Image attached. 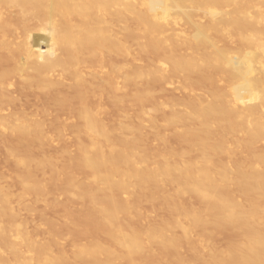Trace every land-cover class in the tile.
Wrapping results in <instances>:
<instances>
[{"label": "bare ground", "instance_id": "obj_1", "mask_svg": "<svg viewBox=\"0 0 264 264\" xmlns=\"http://www.w3.org/2000/svg\"><path fill=\"white\" fill-rule=\"evenodd\" d=\"M177 19L183 21L180 26L177 25ZM1 35H8L10 38L0 42V85L8 77H17L21 81L18 95L23 93L29 96L35 92L36 97H48L47 103L51 105V110L55 107L56 110L67 108L70 110L69 115L72 114L76 120L72 129L70 126L75 123L72 124V121L69 128H66L68 134L63 130L65 135L72 133L67 129L74 130L73 134L81 137V141L79 139L77 142L78 155L75 153L77 160L73 157V152L70 154L74 159L73 163L71 161L67 163L71 167L74 164L77 166L76 169L80 167L82 174L83 171H87L89 180L86 182L83 180L84 177L80 176L85 183L81 181L80 184L74 183L80 178L77 176L78 179L73 178L71 181L75 180L70 182L72 176L66 177L70 175V171L65 169L63 170L69 175L62 171L61 176L66 175L69 180L64 177L53 180L66 181L61 182V189L67 198L77 195V198L86 202L81 206L80 201L79 206L84 210L89 207V210L96 214L94 215L97 216L94 218L97 219L96 222L90 220L99 226L103 233L101 236L104 235L103 238L107 240L106 245L100 244L101 239L97 240L99 243L92 241L93 238H88L91 239L90 242L85 240L89 242L85 245L77 246L76 243L77 247L74 245L73 252L70 250L72 253L70 256L78 262L77 264H142V261L146 264H264V153L253 152L258 142L261 141L260 145L264 143V0H0ZM130 41H134L136 45L131 42L135 46L130 47ZM132 53L156 59L161 57V60L158 59L160 61L157 60L160 67L156 66L161 70L155 69L149 60L150 65L145 64L144 58L143 64L147 67L139 63L143 67L133 68L135 62L130 64L131 67L127 60L129 61ZM130 61L132 62L131 59ZM259 62L262 65H259ZM89 66L92 67L93 75L91 77L82 75L83 69ZM172 77L180 78L181 83L179 86L176 85L177 87L173 86L174 90L192 88L193 91L195 87L197 91L205 89L206 96H202L201 93L202 95L197 97V93L186 102L181 101L182 106L178 104V107L175 103L176 109L186 108V110L182 108V111L173 109L174 104L170 100L168 102L173 106L163 102L166 106L169 105L168 108L172 106L170 112L162 103L153 105L152 101L156 97L154 98L148 87L154 84L160 86L167 80L169 82ZM173 83H170L171 86ZM128 86L134 87V90L128 92ZM167 87L170 88L166 85L164 88ZM162 90L165 94L164 89ZM161 91L156 93L162 94ZM20 96H14L8 89L0 87V103L8 101L12 104ZM130 99H134L138 106L136 109L139 108L138 114L134 113L138 115V118L134 116L136 121L140 118L139 115L144 117V112L148 110V108L143 110L145 106L143 99L144 102L153 99L150 103L153 108H150L151 111L149 110L147 115L149 123L156 122L152 114H159L163 108L166 113L169 112L167 116L162 113L166 129L163 125V128L161 126L159 129L167 131L171 129L172 132L169 134L173 133V141L175 139V143H178L175 144L178 146L176 150L167 146L169 142L166 141V135L160 134L162 132L158 129V133L157 130H152L155 131L153 134L155 133L160 149L157 148L159 152H156V158H151L154 160L150 162L148 154H145L148 152L143 146L144 140L139 137L142 127L133 126L135 131H131L133 128L126 126L131 124L129 121L131 117L123 114V107L125 100L131 102ZM99 100L113 106L117 110L116 115H123V118H128L126 122H129L126 125L125 121L120 122L114 128L104 126L97 120L93 109L94 103ZM44 103L46 102L43 100L42 104ZM147 105L148 102L146 107ZM132 110L135 112L134 108ZM129 114L133 115L131 112ZM33 115H24L21 119L14 114L0 115V132L4 131L6 135L8 133L9 139L10 136L12 138L17 136L18 139H15L17 141L21 138L20 144L24 142L18 146L16 141V145L14 143L4 149L10 157L15 158L14 167L15 164L17 166L15 172L20 168L25 172L31 170L35 172L37 169V173L38 170L40 173L42 168L49 169L48 166L55 161L52 159L53 162L49 160L52 162L49 163L42 155L41 158H38L39 155L38 157L31 155V149L37 146L38 142L43 144L44 138L35 118L38 114L35 117ZM157 115H154L155 118ZM140 119L144 125L146 118L144 123L142 118ZM143 130L146 134L149 132L150 137L153 135L150 134V130L148 132L147 129ZM50 131L56 133L54 130ZM131 132L133 134H129ZM238 136L242 138L238 139ZM12 138L11 143L14 142ZM147 138L146 143L150 141V138ZM228 139H233V143L227 144ZM156 140L155 144H152L156 145ZM48 141L46 139V143ZM51 141L47 143L48 146ZM43 142L45 144V141ZM44 147H38L41 153L48 148ZM150 150L149 148L148 151ZM241 150L248 151L249 154L246 156L245 153L246 157L244 159L242 157L243 160H237L236 156H243L236 155ZM64 151L65 149L62 152ZM153 151L151 153L154 157L156 150ZM70 155L64 157L70 158ZM223 155L229 158L226 164H224L226 159L224 163L221 162L223 159H218ZM64 157L59 156V159ZM149 162L153 166H150ZM56 164L57 166L54 164L56 167L52 166L59 172L62 167L58 170L60 162ZM54 168L49 170L50 175L55 177L52 172L57 171ZM76 169L75 172L73 170L74 173L71 171L73 176L78 173ZM19 171L15 173L16 176L15 174L12 176L17 177L16 184L22 189L20 193H32L37 196L39 190L44 192L43 187L49 188L50 184H47V187L44 182L45 188L40 183L46 176L45 171L41 170V179L38 177L40 180L35 179V183L37 181L39 185L30 182L29 179L32 177L30 178L24 171L21 172V176L20 173L17 175ZM32 174L31 176L37 178V174L35 176ZM8 178L9 176L6 179ZM10 182L15 183L13 179H10ZM1 186L6 185H0V189ZM162 187L163 190H166L165 188L167 190L162 192ZM3 189L7 193L11 190H7L6 187ZM5 191L0 190V246L3 248H0V264H72V259L67 260L65 253H62L63 249H60L61 255H56L60 250L57 252L58 243L54 241L56 240L54 236V239L51 237L53 240L50 238V242L52 244L55 242L57 246L53 248L56 254L53 252L55 255H52L49 253L53 251L50 245L47 248L45 244H39L40 241L37 243L25 238L32 236L29 232L32 233L33 228L26 230L28 233H22L26 231L23 229L21 232L19 230L21 224L16 221L14 224H19V231L16 234V224L13 225L12 221L3 222V219L10 215L9 205L6 206L7 200L5 202L7 195H4ZM52 193L57 192L52 190L50 194ZM236 193L239 194V198L236 197ZM12 194L9 193L10 196L7 197L11 198L14 196ZM41 194L43 193L39 195ZM50 194L47 196L50 197ZM43 196L45 197L44 194ZM24 197L22 199L28 198ZM186 197L196 199L198 201L196 206L199 207L193 209L180 204V199L185 198L186 201ZM71 198L70 201L78 200ZM190 198L188 201L193 202L194 200ZM143 201L147 202L146 204L150 203V208L151 204H154L153 211L157 210L154 208H157L155 205L158 204L160 213L165 211L166 215L164 213L165 216H160V219L157 217L159 220L153 218L151 221L141 220L143 212L140 213L142 210L138 212L136 209L139 203L142 207ZM11 202L8 201L9 204ZM39 202L37 205H40ZM45 203L43 205L41 202V206L45 207ZM24 204L27 208V202ZM24 204L23 207L17 206L18 209L24 208ZM84 205L88 206L84 208ZM56 206L53 209L61 205ZM12 209L14 208L12 207L9 213L16 211ZM38 211L41 216L43 212ZM153 211L150 212L152 215ZM86 214L87 212L83 215ZM151 214H148V217L151 218ZM158 214L157 212L156 215ZM12 217L10 220H13ZM87 221L83 220L84 223ZM74 225L71 227L72 230L69 229L72 232L78 226L75 228ZM12 228L15 229L13 238L9 234ZM66 239L64 240L67 242ZM42 243H45L44 240ZM19 245L21 248L26 247L27 256L20 253Z\"/></svg>", "mask_w": 264, "mask_h": 264}, {"label": "rangeland", "instance_id": "obj_2", "mask_svg": "<svg viewBox=\"0 0 264 264\" xmlns=\"http://www.w3.org/2000/svg\"><path fill=\"white\" fill-rule=\"evenodd\" d=\"M176 22L178 23L177 25L178 26H180L182 23H183V21L182 20H180V19H177L176 20ZM8 38H10L8 35H1L0 36V42H4V41H6ZM5 39V40H4ZM2 40V41H1ZM134 42V41H130V47H131V45H132V43ZM133 44H135L136 45V43L134 42ZM135 45H132V47H134ZM227 46V45H226ZM136 48V47H135ZM135 48H132L133 50L135 49ZM137 55H139V54H136V53H132L131 55H130V57L131 58H129V61L127 60V63H128V65H130V64H132L133 62H135L134 63V66H133V68H140V67H143V65H144V67H147V65H150V63H152V66L155 68V69H159V70H161V68H158V67H156V66H159L158 64H157V62L158 61H160L161 60V57L160 58H152V56H142V55H139V56H137ZM138 57H141V58H138ZM144 58V59H143ZM146 58V59H145ZM130 59L132 60V62L130 61ZM138 59H140V61L138 60ZM145 60L146 61V63L145 64H147V65H145V64H143V60ZM155 59V60H154ZM158 59H160V60H158ZM135 60V61H134ZM138 60V61H137ZM151 61L150 63H149V61ZM158 60V61H157ZM144 61V62H145ZM139 63H142L143 65L141 66ZM149 63V64H148ZM136 65H138V66H136ZM259 65H262V63L261 62H259ZM92 66H94V63H93V65ZM96 66H98V63H96ZM131 67H132V65H130ZM160 67V66H159ZM92 68V67H91ZM90 68V66L88 67V68H84L83 69V71H82V75H87V76H89V77H91L92 75H93V70ZM173 79H175L174 81H173ZM180 79V78H179ZM179 79H177V77H172L171 79H169L170 81L169 82H167V84H166V82L164 83V84H162V85H158V84H154V86H156V85H158V86H156L157 87V89H156V87H154L153 85H151L152 86V88H150V87H148L149 88V90L151 89V92H153V96H154V98H155V100H153V99H150V101L149 100H147V102H148V105H147V107H146V104H147V102H144L145 101V99H143L144 101H143V103H145V106H144V108L142 107L144 104L142 103V108H143V110H146L147 108H148V110H147V112L145 113L144 112V117H142V115L140 116L139 115V117L140 118H142V122L144 123L145 122V120H146V123H144V125L140 122L141 121V119L139 118L138 119V121H136L137 119L136 118H138V115H135L134 113H137V110L139 109H136L138 106L135 104L136 102L134 101V99H130V101L132 102V105H131V102H129L128 100L126 101L125 100V103H124V107H123V114L125 115V116H130L131 118H129V116H128V118H129V121L131 122V124L129 123V124H127L129 121H127L126 122V119L128 120V118H123V115H121V116H117L116 115V112H115V110L116 109H114V107L113 106H111L110 104H106V103H104V102H102V101H97L96 103H94V105H93V109H94V113H95V115H96V117H97V120L98 121H100V122H102V124L104 125V126H106V127H109V128H114L118 123H120V122H124L125 124L124 125H126V126H128L130 129H132L133 128V126H135V127H142L141 129H142V131H141V133H140V128L138 129L139 130V137L141 138V140H144V145L143 146H145L144 148L146 149V151L148 152V153H145L146 155H147V157L149 158V160H151L150 162H153V160L156 158L155 157V155L157 156V153L159 152V149H160V145L158 146L157 144H158V141L155 139V133L153 134V132H155L157 129L159 130V131H161L162 133H160V134H163L165 137H167L166 138V141H168L169 142V144L167 143V146H171L170 148L172 149L173 148V150H174V148H175V150H176V148L178 147V146H176L178 143L176 142L175 143V139H174V141H173V137H174V134L172 135V134H169V133H171L172 131H171V129L169 130L168 128V130L169 131H167V130H160L159 128H161V126L163 125L164 126V120H162V119H164L165 117L163 116L164 114H165V116H167L168 114H169V112H170V108L173 106L172 104H174V108L173 109H176V106H178V104H179V106H182L183 105V103L184 102H186V100H189V98L191 99L192 98V96H194V95H197V93H198V95H197V97L199 96H201L202 94V96H206V93H204V91H205V89H200L201 90V92H200V90L199 91H197V88H196V90H195V87L193 88V91H192V88L191 89H186V90H180V89H178V90H174V88H173V86L174 87H177L176 85H180L181 83H179ZM20 79L19 78H17V77H8V78H6V79H4L3 81H2V83H1V85H0V87L2 86L4 89H8L9 90V92H11V93H13V95L14 96H20V95H23V93H21L20 95H18L17 94V92H19L18 91V86L20 85ZM175 84H174V83ZM176 82H178V83H176ZM170 83H173V85L171 86V84ZM170 84V85H169ZM165 85L166 86H169L170 88H164L165 87ZM140 86H141V84H140ZM139 86V87H140ZM163 86V87H162ZM131 87V88H130ZM173 89H172V88ZM160 88V89H159ZM178 88H181V87H178ZM131 89V90H130ZM154 89V90H153ZM161 89H164V91H165V94H164V92H163V90L161 91ZM177 89V88H176ZM182 89V88H181ZM17 90V91H16ZM134 90V87H132V86H128L127 87V91L128 92H131V91H133ZM188 90H191V91H188ZM156 91L157 92H162V94L161 93H159V94H157L156 93ZM172 91V92H171ZM175 93H174V92ZM188 91V93L187 94H185L186 92ZM15 92V93H14ZM155 92V93H154ZM194 92H195V94H194ZM178 93V94H177ZM184 93V94H183ZM190 93V95L188 96V94ZM192 93V94H191ZM202 93V94H201ZM163 95V96H161V95ZM172 94H174V96L172 95ZM200 94V95H199ZM34 95H35V92H34ZM33 94H29V96L27 97L26 95H23V96H20V98H18V99H16V101L15 102H13L12 104H10L8 101H3V103H0V115L1 116H4V115H6V114H8V115H10V114H14V115H16V116H19L20 117V119L22 118V116H28V115H33L35 118H36V121L39 123V125H40V128L42 129V134H44V138H43V140H42V143L44 144V142L43 141H45V147L43 146V144H40L41 142H38V143H36L37 144V146L39 145L40 146V148H46V147H48V148H50L49 149V151H46L48 148H46V150L45 149H43V151L45 150V152H42L41 153V149L40 148H38L36 145L31 149L32 151V156H34V157H38V155H39V157L38 158H41V155L42 156H44L45 158H46V160L49 162V163H52L53 161H52V159L53 160H55L53 163H52V165L54 166V167H56L57 166V164L56 163H58V162H60V164L58 165V170H60L59 172L57 171V170H55L56 168H54L52 165H50V166H48L49 167V169L50 168H54V170L55 171H57L56 173L53 171V169L51 170V171H53L52 173H54V175H55V177L54 176H51L50 175V170L48 169V168H46V167H44V168H42L41 170L42 171H45L46 172V176H45V178L43 177V179H41V177L40 176H42V173H41V170H40V173H39V170H38V173H37V169H35V172H34V170H31V172L34 174V176L36 175L37 176V178H34L33 176H31V172L30 171H28V172H25V170L23 169H20V168H18L19 170H17V171H19L18 173H17V175L19 174V176H21L22 175V173H26V174H29L30 176V178L32 179V181H31V179H29L30 180V182H32V183H35V179L36 180H43V181H41L40 180V183H42V185L43 186H47V184H50V185H48L49 186V188L48 189H44V187H43V190H44V192L42 191V190H39L40 192L39 193H37L36 195L37 196H35V194L34 195H32V193H30L32 196H34V197H32L28 192V194H22V193H20V192H22L21 190L22 189H20L21 188V186L20 185H18V184H16V183H18V181L15 179V178H17V177H15L16 176V172L14 171V169L16 170L17 168V166H16V164H15V167H14V162H15V158H12V157H10L8 154H7V150H4V149H7L8 147H9V145L11 146V145H14V143H15V145L17 144V142H18V146L19 145H21V144H23V143H19L20 141H22L21 140V138H20V140L19 141H17V140H15L16 138H17V136H14L13 138H12V136H10L11 138H12V141H13V139H14V142H10V140H11V138L9 139V138H7V135H8V133H7V135L5 134V132L3 133V132H0V175H1V177L0 178H2L3 176H4V178H2V179H4V180H6V181H4L3 182V180L2 179H0V180H2L1 181V183H0V185H6V186H1V191H5V189H3V188H5L6 187V189L8 190H10V194H14V196H11V198L9 197H7V196H10L9 195V193H7L6 191H5V193H4V195L5 194H7V195H5L6 197H5V202H6V200H7V203H6V206H8L9 205V210L13 207L14 209H12V211H14V210H16V211H14V212H11V213H9V210H8V215L10 216V217H12V215H14L13 217H12V219L14 220H10V217L8 216V218L7 219H3V222L4 223H11V221L13 222V225H15L17 222H19V224H21L22 226H25V228H27V229H25L24 227H22L21 225L19 226V224H16V226H15V228H17L16 229V231H15V233L16 234H18V231L20 230L21 232H22V230L24 229V231H26V230H30L31 228H33V229H31V230H33L32 231V233H31V231L29 232L30 233V235H32V236H29V235H24V237L25 236H29V237H25L26 239H32V240H34L35 242H37V241H40L39 242V244L41 243L42 245L43 244H45L44 246H47V248L49 247V245H50V249H53L55 246H57L56 248L58 249L57 250V252L61 249H63V254L65 253V255H66V258H68L67 260H69V259H72L71 261H73L74 262V264H77L78 262H75V260L71 257L72 256V253H70L71 251L73 252V249L75 248V247H77V246H81L82 244L83 245H85V244H87V243H89L90 242V240L88 239V238H93L92 239V241H100V239H101V241H100V244H102V245H104L103 243H105V245L107 244V240H106V238H103L104 237V235L103 236H101L103 233H102V231H101V229L99 228V226L96 224V223H92L93 221L94 222H96V220L94 219L95 217L97 218V216H94V215H96V214H93V212H91L90 210H89V207L88 208H85V206L87 207L88 205H84L83 207L85 208V210L84 209H82V204H84V203H86V202H83L82 200H80V198H77L76 196L77 195H75V196H71V197H69V198H71L72 200H74V199H78V200H74V201H70V199L69 198H67V195L63 192V190L61 189V186H62V184H61V182L62 183H64V182H66V181H64L63 179V181L61 180V181H59V180H53V179H58V177L59 178H66V177H68V178H70L71 176V178H70V180L68 179V178H66V179H68L70 182H73L75 179H78L80 176L83 178L84 177V181H86V182H88V180H89V173L87 172V171H83V174H82V170L80 169V167H79V165L76 163V161H74L75 162V164L76 165H78V169H76L77 168V166H74V164H72L73 166L71 167L70 165H69V163H67V162H72L73 163V157L75 158L76 156V154H77V150H78V146H79V143H77V142H79V139H80V141H81V137H80V135H79V138H78V135L77 134H73V133H75V131L73 130H70V129H67L69 132H72V133H70L69 135H65V134H68V132L66 131V128H69V124H70V122L72 121V124L73 125H71L70 126V128L72 129L73 128V126L76 124V120L75 119H73V117L71 116V115H69V109H67V108H61V109H57L56 110V107L54 108V110H51L52 109V107H51V105L50 104H48L49 103V99H48V97L46 98V97H39L37 94V96L38 97H36V96H34ZM184 95V96H183ZM153 96H152V98H153ZM177 96H180V97H177ZM157 97H159V98H157ZM169 99H168V98ZM173 97V98H172ZM128 98H130V97H128ZM182 98H184V99H182ZM182 99V100H181ZM43 100H44V102H46V103H44V104H42L43 103ZM46 100V101H45ZM153 100V101H152ZM171 101V103H169L170 101ZM183 100H185V101H183ZM42 101V102H41ZM151 101H152V104H153V102H154V104L153 105H161V103L162 104H164L163 102H165V103H168L169 105H172L170 108H168V106H166V104H164L165 105V108H166V110L167 111H169L168 113H166V111H165V109L163 108V111L161 110H159L160 112H159V114L158 113H156V114H152L153 115V118H154V122H155V120H156V122L155 123H152V122H148L149 120H148V118H147V115H148V113L151 111L150 110V108H153L152 106L153 105H151L150 103H151ZM169 101V102H168ZM177 101V102H176ZM179 101L181 102V101H183V103L181 102V103H179ZM48 102V103H47ZM135 102V103H134ZM86 102H84V104H85ZM177 105H176V104ZM127 104V105H126ZM181 104V105H180ZM131 105V106H130ZM149 105H151V107L149 106ZM163 105V106H164ZM176 105V106H175ZM135 106V107H134ZM137 106V107H136ZM178 106V107H179ZM47 107V108H46ZM51 107V108H50ZM130 107V109L128 110V108ZM49 108V109H48ZM59 108V107H58ZM127 108V109H126ZM132 108H134L135 109V112L132 110ZM162 108V107H161ZM184 110H186V108L185 107H180L179 109L177 108L176 110H179V111H182L183 109ZM48 109V110H47ZM62 109L64 110V111H62ZM66 109L68 110V111H66ZM109 109V110H108ZM124 109H126V110H128V111H126V110H124ZM150 110V111H149ZM30 111V112H29ZM59 111V112H58ZM113 113H112V112ZM117 111V110H116ZM165 111V112H164ZM48 112V113H47ZM67 112V114L65 115V113ZM69 112V113H68ZM109 112V113H108ZM115 112V113H114ZM128 113V114H125V113ZM132 113L133 115H131V114H129V113ZM26 113H29V114H26ZM31 113V114H30ZM45 113H47L46 115H45ZM162 113H163V115H162ZM138 114V113H137ZM158 114V115H157ZM55 117H54V116ZM68 115V116H67ZM157 115L158 117H160V118H158V117H156L155 118V116ZM161 115H162V118H161ZM51 116H53V118L51 117ZM66 116V117H65ZM71 116V117H70ZM136 118H135V117ZM146 116V117H145ZM33 117V118H34ZM70 118V119H68V118ZM34 118V119H35ZM113 118V119H112ZM146 118V119H145ZM145 119V120H144ZM51 120V121H50ZM54 120H55V122H54ZM158 120V121H157ZM47 121H49V122H47ZM41 122H42V124H41ZM115 122V123H114ZM52 123V124H51ZM54 123H55V126H54ZM141 123V124H140ZM49 124H51V125H49ZM115 124V125H114ZM150 124H152V126H150ZM158 126H157V125ZM139 125V126H138ZM54 126V127H53ZM56 126H58V127H56ZM144 126L145 127H147V128H144ZM151 127V129H148V128H150ZM163 126H162V128H163ZM53 127V129H51V128ZM55 127H56V129H55ZM132 127V128H131ZM135 127L131 130V131H135ZM154 127V128H153ZM155 127H157V128H155ZM46 128V129H45ZM153 128V129H152ZM164 128H165V126H164ZM41 129H40V131H41ZM61 131H60V130ZM143 129H147V132H148V130H150L151 132H150V134H153L152 136H153V139L154 140H156L157 142H156V145H157V147H155L156 145H154L155 144V142H154V140L152 139V136L150 137V135H149V132H148V134H146V132H145V130H143ZM166 129V128H165ZM50 130H54L56 133H53V131H50ZM57 130V131H56ZM63 130H65V134H63L64 133V131ZM152 130H155V131H152ZM158 130H157V133H158ZM44 131H49L48 132V134H47V132H44ZM60 131V132H59ZM166 131H167V133H168V135H167V133H166ZM171 131V132H170ZM164 132V133H163ZM52 133V134H51ZM62 133V134H61ZM135 133V132H134ZM4 134V137H2V135ZM61 134V135H60ZM129 134H133V132H131V133H129ZM6 135V136H5ZM50 135V136H49ZM54 135V136H53ZM57 135H60L59 137L57 136ZM63 135V136H62ZM72 135V136H71ZM74 135V136H73ZM145 135V136H144ZM148 135V136H147ZM77 136V137H76ZM173 136V137H172ZM71 137H73L72 139H71ZM142 137H145V139L143 138L142 139ZM147 137H149L150 138V141L148 142V143H146L147 142V140H148V138ZM55 138H60V139H56L55 141H54V139ZM78 140V141H76V139ZM169 138V139H168ZM238 139H241L242 137L240 136H238L237 137ZM18 139V138H17ZM46 139H47V143L49 144V142L51 141L52 143V145L50 144V146H48V144L46 143ZM74 140V141H73ZM169 140H171V141H169ZM17 141V142H16ZM24 141V140H23ZM69 141H71V142H69ZM72 141H73V143H72ZM172 141H173V144H172ZM56 142V143H55ZM227 144H232L233 143V139H228L227 140ZM8 143V144H7ZM11 143V144H10ZM70 143H71V145H70ZM77 145H76V144ZM81 143V142H80ZM152 143H154V144H151ZM259 144H256V148L254 147L253 148V152L254 153H264V143L263 144H261L260 145V143H261V141L260 142H258ZM7 144V145H6ZM145 144H147V146L145 145ZM176 144V145H175ZM41 145H42V147H41ZM75 145H76V147H75ZM149 145H151V146H149ZM5 146H7V147H5ZM52 146V147H51ZM142 146V147H143ZM176 146V147H175ZM258 146V147H257ZM262 146V147H261ZM70 147V148H69ZM159 147V149L157 150V148ZM143 148V150H144V152H146L145 151V149ZM148 148V149H147ZM149 148L151 149L150 151H148L149 150ZM33 149H38V151L36 150H34L33 151ZM58 149H61L62 151L65 149V153L64 152H62L61 150H59L58 151ZM260 149H261V151H260ZM4 150V151H3ZM57 150V152H55ZM142 150V149H141ZM140 150V151H141ZM155 152H154V151ZM255 150H259L258 152H255ZM154 152V157H153V153H151V152ZM35 152V153H34ZM38 154H37V153ZM47 152H48V154H47ZM74 152V156L72 157L71 155H72V153ZM143 152V151H142ZM143 152V153H144ZM157 152V153H156ZM240 152V153H239ZM247 152L248 151H238L237 153H236V155L238 154H241V155H243V156H236L235 158L237 159V160H243L248 154H247ZM76 153V154H75ZM245 153H246V156H245ZM35 154H37V155H35ZM71 154V155H70ZM149 154H150V157H149ZM60 157H64V156H68V155H70V158H66V157H64V159L63 158H61V159H59V156ZM78 155V154H77ZM56 156L58 157V158H56ZM152 156V157H151ZM69 157V156H68ZM222 157H226V158H222ZM222 157H219L218 159H223V160H221V162L222 163H224L225 162V159H226V162L224 163V164H226L227 163V160L229 161V158L226 156V155H223ZM242 157H243V159H242ZM12 158V160H10ZM77 158L78 157H76V159L75 160H77ZM151 158H154V159H151ZM59 161H58V160ZM66 159H68L67 161H65ZM186 159H188V158H186ZM8 160V161H7ZM49 160H51V161H49ZM60 160H62V161H60ZM10 161V162H9ZM6 162H7V164H6ZM65 162V164H62V163H64ZM150 162L148 163L150 166H153L152 165V163L150 164ZM16 163V162H15ZM6 164V165H5ZM56 166H55V165ZM61 164H62V166H61ZM68 164V165H67ZM64 165L65 166H68V167H64ZM70 166V167H69ZM60 167H62V168H60ZM76 167V168H75ZM60 168V169H59ZM70 168V169H72V170H68V169ZM63 169H65V170H67V171H70L69 172V174H68V172L67 171H65V170H63ZM74 169H76L77 171H78V173H75L74 175L75 176H73V173L75 172V170ZM79 169H80V172L81 173H79ZM22 170V171H21ZM73 170H74V172H73ZM24 171V172H23ZM62 171H64L65 173H66V175H69V176H61V174H62ZM73 173H72V172ZM76 171V172H77ZM22 172V173H21ZM63 172V173H64ZM10 173V174H9ZM49 173V175H47ZM71 173H72V175H71ZM9 174V175H8ZM13 174H15V176H12ZM32 174V175H33ZM56 174H60L59 176H57ZM78 174V175H77ZM80 174H82V175H80ZM85 174V175H84ZM86 174H88V175H86ZM11 175V176H10ZM39 175V176H38ZM53 175V174H52ZM84 175V176H83ZM7 176H9V178L8 179H6L7 178ZM18 176V178H20ZM50 176L52 177V178H50ZM61 176V177H60ZM77 176H78V178H77ZM14 177V178H13ZM24 177H26L25 176V174H24ZM40 179H39V178ZM54 177V178H53ZM80 177V178H81ZM22 178V177H21ZM47 178H50V179H47ZM73 178H75L73 181H71V179H73ZM78 179V181H74V183H77V184H80V181H81V183L83 182V180H82V178L81 179ZM10 179H13V182H15L14 184L12 183V182H10ZM15 179V180H14ZM45 179V180H44ZM88 179V180H87ZM53 180V181H52ZM68 180H67V182H68ZM44 182H46V184L44 185ZM48 182V183H47ZM59 183H60V185H59ZM83 183H85V182H83ZM8 184H9V186H8ZM35 184H38L39 185V182H37L36 181V183ZM41 185V184H40ZM8 186V187H7ZM46 186H45V188H46ZM47 186V187H48ZM18 187V188H17ZM41 187L42 186H40V189H41ZM165 187V186H164ZM164 187H162L161 188V191L164 189ZM167 187V186H166ZM166 190H167V188H165ZM46 190V191H45ZM47 190H49V191H47ZM52 190H55L57 193H58V195H57V193H55L56 194V196H55V194H50L51 192H52ZM166 190H163V191H166ZM25 191V190H24ZM162 191V192H163ZM12 192V193H11ZM26 192V191H25ZM45 192H48V194L47 193H45ZM40 193H43L44 195H45V197L43 196V194H41V195H39ZM12 194V195H13ZM49 195L50 194V197L49 196H47V195ZM64 194V196H61V195H63ZM237 195H236V197L237 198H239V194L238 193H236ZM20 195H22V196H20ZM31 197H30V196ZM52 195V196H51ZM66 195V196H65ZM18 196V197H17ZM24 196H26V197H28V198H30V199H22V198H25ZM121 196H124V195H121ZM13 197H15V198H13ZM35 197L37 198L36 200H35ZM38 197L40 198V199H38ZM52 197H53V201H52ZM75 197V198H74ZM7 198V199H6ZM32 198H34V200H32ZM46 199V200H43L42 201V199ZM58 200H57V199ZM63 198V199H62ZM65 198H66V200H65ZM124 197H122V199H123ZM189 198L190 197H186V201H185V198L184 199H180V204H182V205H185L186 207L188 206V208H193V209H196V207H199V205L198 206H196V203L198 204V201L196 200V199H194V198H190L193 202H191V201H188L189 200ZM8 199H10V200H8ZM11 199H15V200H11ZM22 199V200H21ZM51 199V200H50ZM20 200V201H19ZM29 200V201H28ZM31 200V201H30ZM40 201L39 202V204L40 205H37L38 204V201ZM48 200V201H47ZM56 200V201H55ZM181 200H182V203H181ZM185 202H184V201ZM8 201H12L10 204H12L11 206H10V204L8 203ZM21 202L20 204H19V202ZM22 201H24L23 203H22ZM32 201H35V202H32ZM81 201V204L79 203ZM17 202V203H16ZM25 202H27V208H26V206H25ZM29 202V203H28ZM32 202V203H31ZM41 202L43 203V205H44V203L45 202H49L48 204L47 203H45V207H47V208H49L50 209V211H49V209H45V207L44 206H41L42 204H41ZM54 202H55V204H54ZM30 203H31V205L32 206H34V208L30 205ZM142 203V202H141ZM147 202H145V201H143V203L141 204L142 205V207L138 204V207H137V209H136V211H138L139 212V210H142V211H140V213L141 212H143V213H141V214H143V216H138L139 215V213L138 212H136L137 214H135L134 213V215H136L137 216V218L139 217L141 220H145V221H147L148 219V221H151V219L153 218V220H159L160 219V216H162V217H164L165 215H166V213H165V211L164 212H162V213H160V206L157 204V205H155V207H157V208H154V209H157V210H155V211H157L159 214L158 215H156L157 214V212H155V211H153V208L152 207H154V204H151V208H150V203L149 204H146ZM194 203V204H193ZM8 204V205H7ZM18 204V205H17ZM23 204H24V208H22L23 207ZM34 204H36V205H34ZM54 204V205H53ZM79 204L81 205V206H79ZM143 204H145V205H148V206H145V205H143ZM20 205H22V209L21 208H19L18 209V207L17 206H20ZM29 205V206H28ZM46 205H48V206H46ZM55 205H57L56 207H59L60 205V207L59 208H55V209H53V207H55ZM31 206V207H30ZM36 206V207H35ZM159 206V207H158ZM190 206V207H189ZM79 207V208H78ZM81 207V208H80ZM142 209H141V208ZM144 207L147 209H144ZM26 208V209H25ZM29 208V209H28ZM38 209V210H40V212L43 214H41V216H40V214H39V211L38 210H35V209ZM45 210H44V209ZM21 209V210H20ZM24 209V210H23ZM34 209V210H33ZM42 209V210H41ZM74 209V210H73ZM145 211H144V210ZM26 210V211H25ZM44 210V211H43ZM48 210V211H47ZM55 210V211H54ZM84 210V211H83ZM87 210V211H86ZM89 210V211H88ZM163 209L161 208V211H162ZM11 211V210H10ZM22 213H21V212ZM27 212V213H25V212ZM47 211V212H46ZM152 211H153V215L151 214L152 213ZM31 212V213H30ZM36 212V213H35ZM46 212V213H45ZM84 212V213H83ZM85 212H87V214L89 213V215L87 216V214H86V216H84L83 214H85ZM149 212V213H148ZM151 212V213H150ZM13 213V214H12ZM17 213V214H16ZM35 213V214H34ZM38 213V214H37ZM90 213H92L93 215L91 216V214ZM164 213H165V215H164ZM12 214V215H11ZM74 214H75V216H74ZM148 214H151V218L150 217H148L149 215ZM161 214V215H160ZM20 215V216H19ZM58 215V216H57ZM81 215H83V216H81ZM43 216V217H42ZM48 216H49V219L51 220V221H47V220H49L48 219ZM91 218H90V217ZM153 216V217H152ZM33 217V218H32ZM79 217H80V219L82 220H80L79 219ZM148 217V218H147ZM159 219H158V218ZM22 218V219H21ZM88 220L87 221V223L85 222H83V220ZM89 218V219H88ZM53 219V220H52ZM77 219H78V221L80 222V224L78 223V221H77ZM92 220V222H91V220ZM19 220V221H18ZM56 220V221H55ZM89 220H90V222H89ZM6 221V222H5ZM17 221V222H16ZM47 221V222H46ZM74 221V222H73ZM14 222H16L15 224H14ZM43 222H45V224L43 225L42 223ZM50 223V222H52V223H54V224H52V223H50L49 225H51V226H49V225H47V223ZM56 222V223H55ZM76 222V223H75ZM3 223V224H4ZM58 223V224H57ZM73 224H75L74 225V227L75 226H77L78 224V226H77V228L76 229H73V232L72 231H70V230H72V225ZM82 224V225H81ZM87 224H94V225H92V226H95V227H92L91 225H87ZM96 224V225H95ZM44 226V228H43V226ZM46 225V226H45ZM71 225V226H70ZM18 226H19V230H18ZM42 226V227H41ZM56 226V227H55ZM58 226V227H57ZM60 226V227H59ZM81 226V227H80ZM98 227V229H97V227ZM35 227V228H34ZM45 227H46V230H45ZM49 227H51L52 228V230L49 228ZM66 227H68V228H66ZM43 230H42V229ZM64 228H66V229H64ZM81 228V229H80ZM93 228V229H92ZM52 231V232H50V230ZM54 229V230H53ZM56 229V230H55ZM70 229V230H69ZM14 230L15 229H11L10 230V232H9V234L12 236V238H13V235L15 234L14 233ZM35 230V231H34ZM39 230V231H38ZM47 230H49V231H47ZM59 230V231H58ZM69 230V231H68ZM76 230V231H75ZM95 232H94V231ZM98 230V231H97ZM64 231V232H63ZM97 231V232H96ZM100 231V232H99ZM34 232V233H33ZM49 232V233H48ZM60 232V233H59ZM99 232V233H98ZM22 233H28V231H26V232H22ZM68 233V234H67ZM48 234V235H47ZM65 234V235H64ZM96 234V235H95ZM100 234V235H99ZM20 235H21V233H20ZM35 235V236H34ZM67 235V236H66ZM16 236V235H15ZM22 236H23V234H22ZM37 236V237H36ZM48 236V237H47ZM53 236H54V238H56V240H54V241H56V243H58L57 245H55V242H53V244H52V242H50V240L53 238ZM34 237H36V239L34 238ZM40 237H41V239L42 240H40ZM52 237V238H51ZM38 238H39V240H38ZM44 238H46V239H44ZM51 238V239H50ZM53 238V239H54ZM65 238H67L66 240H67V242L64 240ZM95 238V239H94ZM97 238H99V239H97ZM49 239V240H48ZM52 239V240H53ZM57 239H58V241L59 242H57ZM43 240H44V242L45 243H42L43 242ZM47 240H48V243H46L47 242ZM64 240V241H63ZM88 240L89 242H86V241ZM61 241H63V242H61ZM69 241V242H68ZM97 241V242H98ZM103 241V242H102ZM75 242V243H74ZM84 242V243H83ZM38 243V242H37ZM77 243V244H76ZM99 243V242H98ZM61 244H63V245H61ZM64 244H67V245H65L64 246ZM70 244V245H69ZM77 246H76V245ZM53 245V246H52ZM74 245H75V247H74ZM20 246V245H19ZM18 246V248H21V246L19 247ZM61 246V247H60ZM23 247V246H22ZM60 247V248H59ZM63 247V248H62ZM71 247H73V248H71ZM0 248H2L1 246H0ZM55 248V249H56ZM71 248V249H70ZM3 249V248H2ZM50 249H47V250H50ZM61 250L56 254V250L54 251V249H53V251L51 250L49 253L50 254H52V255H61V254H59V253H61ZM71 250V251H70ZM20 253L21 254H25V256H27L28 255V253H27V251H26V247H24V248H21L20 250ZM55 254H54V253ZM27 253V254H26ZM67 253V254H66ZM68 253H69V255H68ZM65 255H62V256H64L65 257ZM71 255V256H70ZM69 256V257H68ZM70 261V262H71ZM73 262H72V264H73ZM142 264H146V262L145 261H142Z\"/></svg>", "mask_w": 264, "mask_h": 264}]
</instances>
